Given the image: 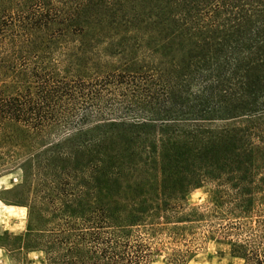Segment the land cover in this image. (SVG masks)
I'll return each instance as SVG.
<instances>
[{
  "label": "trees",
  "instance_id": "1",
  "mask_svg": "<svg viewBox=\"0 0 264 264\" xmlns=\"http://www.w3.org/2000/svg\"><path fill=\"white\" fill-rule=\"evenodd\" d=\"M36 11L0 19V74L18 84L0 89V165L12 142L32 149L7 189L27 228L6 240L43 251L40 264H149L164 239L166 264H187L210 232L264 264V0H151L143 34L113 53L120 67L86 57L83 74L31 32L58 22ZM206 184L220 220L207 228L186 205Z\"/></svg>",
  "mask_w": 264,
  "mask_h": 264
},
{
  "label": "rangeland",
  "instance_id": "2",
  "mask_svg": "<svg viewBox=\"0 0 264 264\" xmlns=\"http://www.w3.org/2000/svg\"><path fill=\"white\" fill-rule=\"evenodd\" d=\"M151 0H87L86 9L80 6V0H0V19L5 15H24L27 21L31 19L36 10L48 11L49 19L58 22H49L47 28L35 29V35H52L57 38L51 56L58 57L67 67L72 58L62 55V51L77 54L76 60L81 67L72 70L73 74H83L86 57L98 63L99 70L120 67L121 55L117 51L120 43H125L129 37L143 34V29L134 28L136 19H145V14ZM87 15V17H86ZM92 21L87 26L85 19ZM98 22L103 24L98 25ZM135 22V23H134ZM133 23V24H132ZM91 26V27H90ZM132 42V41H131ZM68 49V50H67ZM81 50H89L84 56ZM78 51V53H76ZM85 53V52H84ZM8 54H12L9 52ZM17 57V54H12ZM9 63V60H7ZM71 69V68H69ZM69 69L67 72H69ZM0 74V89L6 94L14 93L18 89L15 78L11 73ZM14 128L9 126V129ZM2 143V142H1ZM12 156L5 157L6 164L0 165V264H40L44 261V252L41 250H27L15 248L16 245L7 241L6 237L13 239L24 234L27 228V209L19 204H12L8 199H13L7 189H11L20 182L21 171L18 163L31 150L20 152L16 142H12ZM2 148L0 146V158ZM4 158V157H3ZM1 161V160H0ZM210 189L206 184L189 193L186 200L188 207H198L205 214L204 221L196 225L215 224L220 221L210 215ZM199 235V234H198ZM162 239L156 245L150 257L149 264H166L167 257L171 256V245ZM191 252L187 264H242V259L233 255L230 244L224 236L218 233L205 232L196 236L191 242Z\"/></svg>",
  "mask_w": 264,
  "mask_h": 264
}]
</instances>
